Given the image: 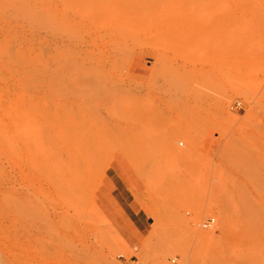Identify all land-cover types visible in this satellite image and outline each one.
Instances as JSON below:
<instances>
[{
  "label": "rangeland",
  "instance_id": "obj_1",
  "mask_svg": "<svg viewBox=\"0 0 264 264\" xmlns=\"http://www.w3.org/2000/svg\"><path fill=\"white\" fill-rule=\"evenodd\" d=\"M0 264H264V0H0Z\"/></svg>",
  "mask_w": 264,
  "mask_h": 264
},
{
  "label": "crops",
  "instance_id": "obj_2",
  "mask_svg": "<svg viewBox=\"0 0 264 264\" xmlns=\"http://www.w3.org/2000/svg\"><path fill=\"white\" fill-rule=\"evenodd\" d=\"M108 179L112 188L109 193H106L107 197L101 194V199L107 201L112 199L114 207L121 210L122 213L118 214L114 208L113 212L108 214L126 239L132 242L137 234H142L147 230L148 218L137 209L127 182L118 173L115 172L113 176H108Z\"/></svg>",
  "mask_w": 264,
  "mask_h": 264
},
{
  "label": "built area",
  "instance_id": "obj_3",
  "mask_svg": "<svg viewBox=\"0 0 264 264\" xmlns=\"http://www.w3.org/2000/svg\"><path fill=\"white\" fill-rule=\"evenodd\" d=\"M233 106H235L236 108H240L241 106V103L238 101V102H235L230 108H232ZM179 145H181V143H179ZM214 218H207L205 220H203L201 223H200V228L201 229H209V228H212L213 225H214Z\"/></svg>",
  "mask_w": 264,
  "mask_h": 264
},
{
  "label": "bare ground",
  "instance_id": "obj_4",
  "mask_svg": "<svg viewBox=\"0 0 264 264\" xmlns=\"http://www.w3.org/2000/svg\"><path fill=\"white\" fill-rule=\"evenodd\" d=\"M120 102V101H119ZM121 117V116H120Z\"/></svg>",
  "mask_w": 264,
  "mask_h": 264
}]
</instances>
